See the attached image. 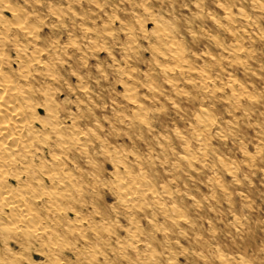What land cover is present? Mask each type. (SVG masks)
Masks as SVG:
<instances>
[{
	"label": "rangeland",
	"instance_id": "rangeland-1",
	"mask_svg": "<svg viewBox=\"0 0 264 264\" xmlns=\"http://www.w3.org/2000/svg\"><path fill=\"white\" fill-rule=\"evenodd\" d=\"M10 2L0 68L64 125L23 135L72 181L4 194L0 264H264V0Z\"/></svg>",
	"mask_w": 264,
	"mask_h": 264
},
{
	"label": "bare ground",
	"instance_id": "bare-ground-1",
	"mask_svg": "<svg viewBox=\"0 0 264 264\" xmlns=\"http://www.w3.org/2000/svg\"><path fill=\"white\" fill-rule=\"evenodd\" d=\"M4 10L9 11V13H11L10 15H12L13 18L16 19V22L17 19L24 20L25 18L24 13L22 14L20 9L14 7L11 4L10 0H0V14ZM3 19H4L3 17H0L1 24H3L2 23ZM13 21L15 22V20ZM16 24L18 25L17 27H19V29L23 30V32L25 31L27 33H31V29H29V27L25 24L24 21H20L19 23ZM19 58L21 57L19 56ZM23 60L24 59L18 60L16 64L19 67H27L28 63L30 62L28 60L26 61ZM2 64H4V62ZM6 66H8V64ZM4 72L5 71H3L2 68H0V214L3 216H7L6 221L8 223L11 222L12 218H15L14 228H19L18 220H21L20 216L23 215L21 208L19 207L20 205L19 203L14 202L13 199L10 200V197H8L7 200H5L6 198L4 197V194L12 195V193L14 194V191H19L21 194L18 193V196L14 194L17 197V199L15 200L19 201L18 199L20 197L23 198L25 196L24 195L25 192L22 193L21 191H22V187H24L26 183H29L32 180L34 181L37 179L38 182L39 180L42 182L45 181L42 179V177L37 176L36 174L37 169L39 170L43 169V171H45L44 175L46 177V180L49 182V184L51 183L50 186L55 185L56 187L57 185L59 188H61L63 187V185H65L64 184L65 181L66 180L70 181L72 177H70L67 173H63L64 171H62L63 168L61 166V163L57 160V155H58V153L56 152L57 150L56 149L54 150L52 148L53 145L49 144L50 142H46L45 145L47 147V152L49 153V157H51L50 161L52 162L54 167L49 166V168H45L44 164L47 161V159L43 146L38 148L36 147V149L35 148L32 149L30 142L23 135L24 131L30 130V128L32 129L34 128L37 131L39 129L40 130L45 129L44 127L46 126V123L42 117L43 114H39L36 112V110L39 108L43 111V113L46 116L51 118L50 123L54 128L53 133L55 136L52 143L54 144V146L60 147V145L64 142V140L60 139V134L62 133V127L64 125H62V121L57 117L55 112L56 110L54 111V108L52 106L53 104H51L52 101H50V98L46 95L44 101L42 103H38L33 99V96L30 91L24 90L23 88L18 86L11 79L10 75H7L6 72L5 73ZM19 76L22 77L23 79L26 78V75L25 73H23V71H20ZM37 122L40 123L39 125L40 128L35 126ZM52 129L50 131H52ZM75 135L76 134L72 132V137H71L72 144H74V142L76 141L77 137H75ZM33 140L35 141V139ZM42 144L44 145V143L41 142V145ZM13 181L14 184L12 185ZM38 184L41 185V183ZM128 194L130 193L128 192L125 193L124 195H128ZM52 197L53 200H51L50 198L49 200L51 202H54L57 197L53 195ZM16 217H18V219H16ZM0 224H3L1 225L3 227L7 225L5 222Z\"/></svg>",
	"mask_w": 264,
	"mask_h": 264
}]
</instances>
